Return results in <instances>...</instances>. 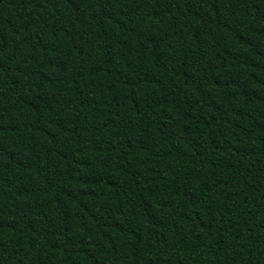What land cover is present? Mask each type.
Wrapping results in <instances>:
<instances>
[{"label":"trees","instance_id":"16d2710c","mask_svg":"<svg viewBox=\"0 0 264 264\" xmlns=\"http://www.w3.org/2000/svg\"><path fill=\"white\" fill-rule=\"evenodd\" d=\"M0 264H264V0H0Z\"/></svg>","mask_w":264,"mask_h":264}]
</instances>
